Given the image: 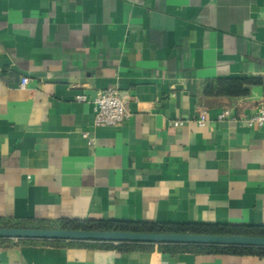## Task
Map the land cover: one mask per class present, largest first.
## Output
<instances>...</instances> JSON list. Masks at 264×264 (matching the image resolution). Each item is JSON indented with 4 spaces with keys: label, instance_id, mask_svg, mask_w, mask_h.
<instances>
[{
    "label": "crops",
    "instance_id": "crops-1",
    "mask_svg": "<svg viewBox=\"0 0 264 264\" xmlns=\"http://www.w3.org/2000/svg\"><path fill=\"white\" fill-rule=\"evenodd\" d=\"M225 78L247 93H207ZM107 87L130 116L96 126L76 97ZM263 100L264 0H0V218L264 226V126L242 120ZM99 242L0 239V264H264Z\"/></svg>",
    "mask_w": 264,
    "mask_h": 264
},
{
    "label": "trees",
    "instance_id": "trees-1",
    "mask_svg": "<svg viewBox=\"0 0 264 264\" xmlns=\"http://www.w3.org/2000/svg\"><path fill=\"white\" fill-rule=\"evenodd\" d=\"M237 79H220L207 86L208 94L218 93L224 95H241L247 89L241 88ZM0 227H29V228H55V229H85V230H125L150 233H196V234H242L264 236V226L240 224H213V223H161V222H132L124 220H78L61 218L58 220H31L0 218ZM7 239V238H0ZM58 242L60 239H46ZM77 241V240H76ZM96 242V241H95ZM141 242H120L115 245L120 250L137 246ZM152 244V243H147ZM99 246H113L111 242L100 241ZM159 248L170 250H190L201 253H227V254H255L264 256V246L244 245H218L200 243H161Z\"/></svg>",
    "mask_w": 264,
    "mask_h": 264
},
{
    "label": "water",
    "instance_id": "water-1",
    "mask_svg": "<svg viewBox=\"0 0 264 264\" xmlns=\"http://www.w3.org/2000/svg\"><path fill=\"white\" fill-rule=\"evenodd\" d=\"M1 238H46L141 243H200L264 246V236L242 234L150 233L125 230H85L29 227H0Z\"/></svg>",
    "mask_w": 264,
    "mask_h": 264
},
{
    "label": "built area",
    "instance_id": "built-area-1",
    "mask_svg": "<svg viewBox=\"0 0 264 264\" xmlns=\"http://www.w3.org/2000/svg\"><path fill=\"white\" fill-rule=\"evenodd\" d=\"M29 82L27 76H23L20 81L21 87H26ZM130 98L129 90H122L117 87H107L97 91L92 99H89L86 95H78L76 97L79 101H90L93 106L94 118L93 122L96 126H117L127 120L130 116L128 109V100ZM231 115L229 109H224L219 115L218 119L222 120ZM207 112L205 109L200 110L198 116V123L203 124L207 121ZM242 120L248 125L264 126V100L262 104L257 107L249 115L242 117ZM182 120L173 121L174 125H180ZM87 136V134H85ZM91 142L92 139L88 138Z\"/></svg>",
    "mask_w": 264,
    "mask_h": 264
}]
</instances>
